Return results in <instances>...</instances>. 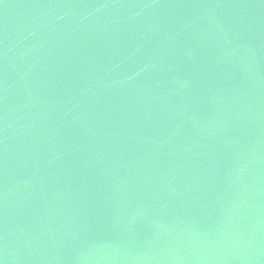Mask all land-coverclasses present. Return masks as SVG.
I'll return each mask as SVG.
<instances>
[{
	"label": "water",
	"instance_id": "95a60500",
	"mask_svg": "<svg viewBox=\"0 0 264 264\" xmlns=\"http://www.w3.org/2000/svg\"><path fill=\"white\" fill-rule=\"evenodd\" d=\"M0 264H264V0H0Z\"/></svg>",
	"mask_w": 264,
	"mask_h": 264
}]
</instances>
